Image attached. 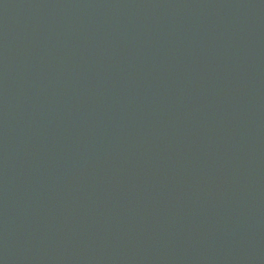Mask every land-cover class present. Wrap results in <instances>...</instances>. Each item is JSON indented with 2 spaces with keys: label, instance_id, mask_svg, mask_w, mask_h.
Segmentation results:
<instances>
[{
  "label": "water",
  "instance_id": "95a60500",
  "mask_svg": "<svg viewBox=\"0 0 264 264\" xmlns=\"http://www.w3.org/2000/svg\"><path fill=\"white\" fill-rule=\"evenodd\" d=\"M0 264H264V0H0Z\"/></svg>",
  "mask_w": 264,
  "mask_h": 264
}]
</instances>
